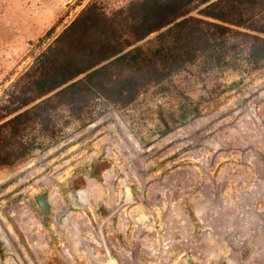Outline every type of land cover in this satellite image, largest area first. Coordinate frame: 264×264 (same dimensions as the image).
Instances as JSON below:
<instances>
[{"label":"rangeland","instance_id":"rangeland-1","mask_svg":"<svg viewBox=\"0 0 264 264\" xmlns=\"http://www.w3.org/2000/svg\"><path fill=\"white\" fill-rule=\"evenodd\" d=\"M91 1L110 13L131 0H0V107L26 83L21 76L40 51ZM156 34L137 44L148 45ZM232 56L231 64L221 66L202 53L149 84L128 106L99 97L83 108L56 110V140L33 150L19 166L0 170V264H69L66 252L76 264H184L182 257L190 252L203 264H222L236 254L237 264H264V129L248 121L243 110L244 102H254L264 90V64H250L242 45ZM259 100L264 120V100ZM113 108L146 146L190 121L218 115L206 130L193 129L182 148L167 146L165 155L150 157L134 151L130 141L127 146L109 122L85 132ZM29 163L33 166L24 168ZM64 171L62 180L54 181L73 213L66 210L57 219L56 202L55 211L45 213L35 196L53 195V186L38 180ZM113 172L125 182L117 179L111 190ZM86 175L94 179L90 185ZM84 188L92 196L101 194L97 216L76 194ZM100 235L108 241L105 246ZM231 236L249 240L231 249Z\"/></svg>","mask_w":264,"mask_h":264},{"label":"trees","instance_id":"trees-1","mask_svg":"<svg viewBox=\"0 0 264 264\" xmlns=\"http://www.w3.org/2000/svg\"><path fill=\"white\" fill-rule=\"evenodd\" d=\"M225 23L264 34V0H131L110 13L89 2L40 51L21 76L26 83L0 107V170L56 140V110L99 97L128 106L202 53L228 66L242 45L250 64H264V36ZM154 32L148 45L137 44Z\"/></svg>","mask_w":264,"mask_h":264},{"label":"bare ground","instance_id":"bare-ground-1","mask_svg":"<svg viewBox=\"0 0 264 264\" xmlns=\"http://www.w3.org/2000/svg\"><path fill=\"white\" fill-rule=\"evenodd\" d=\"M259 85V84H258ZM264 86V80H263V82H261V87H263ZM260 87V88H261ZM255 91V90H254ZM253 96V95H252ZM256 99L254 100V102H244L243 103V105H244V109L243 110H246L247 111V113H246V115L247 116H245L244 115V117H247V119H248V121L250 120L252 123H255V124H257V121L259 122L258 124L260 125V127H262L263 129H264V120H263V118H260L259 117V114H258V106H257V104H258V102L260 101L259 99H262V100H264V90H262L260 93H259V95L258 96H256L255 97ZM264 103V102H263ZM242 108V107H241ZM239 112V111H238ZM241 112V111H240ZM242 113V112H241ZM217 115H218V113H216V114H213V115H211V116H208V118H206V117H201V118H198V119H196V120H194V121H190L189 123H187L184 127H182V128H179V129H177V130H174V132L172 131L171 133H169L168 135H166V136H164V137H162V138H159L158 140H157V142L154 144V145H150V146H146V145H144L142 142H140L139 141V139H137L136 138V135L130 130V128L128 127V125H127V123H126V121L124 120V118L119 114V112L116 110V109H111V110H109V112L105 115V116H103L101 119H99L98 121H96L95 123H93V124H91L86 130H85V132H88V131H93V130H97L96 128L97 127H99V126H101V125H103L105 122H109L110 124H111V128H112V130L114 129L115 131L116 130H118V131H120L122 134H123V136L126 138H124L127 142L126 143H128L127 144V146L130 144L128 141H130L131 142V146H132V149L134 150V151H136L137 153H145V154H147V156H153V154H155V153H159V155H165V153H166V147H167V149H169V151L170 150H172V149H176V148H182L185 144V142H186V137L192 132V131H194L193 129H195L196 127H200V128H202V129H204V130H206L205 129V127H206V125H207V123L209 122V121H212L213 119H215L216 117H217ZM245 122V121H244ZM249 123V122H248ZM224 124V123H223ZM249 125V124H248ZM259 125H258V127H259ZM254 126V125H253ZM252 127V126H251ZM250 127V128H251ZM259 129V128H258ZM253 130H255V129H253ZM261 130V129H260ZM255 131H257V130H255ZM96 132V131H95ZM239 132V131H238ZM264 132V131H263ZM120 133V134H121ZM203 133V132H202ZM196 134V133H195ZM194 134V135H195ZM203 135V134H202ZM107 137V136H106ZM191 137L192 136H190V139H191ZM197 137V136H196ZM234 137H236V136H234ZM238 137V136H237ZM236 137V138H237ZM210 139V138H209ZM218 139V138H217ZM216 139V140H217ZM124 140V141H125ZM177 141H179V142H177ZM191 141V140H190ZM166 145V146H162V145ZM216 144H214V146H215ZM219 145V144H218ZM124 146H126V144L124 145ZM127 146L125 147V148H127ZM130 146V145H129ZM217 147H220V146H217ZM125 148H124V150H125ZM129 148V147H128ZM131 148V147H130ZM129 148V149H130ZM113 149V148H112ZM122 149V148H121ZM131 149V150H132ZM162 149H165V151L163 150L162 152H160ZM220 149V148H219ZM131 150H129V151H131ZM218 150V149H217ZM108 152L109 153H111V151L108 149ZM132 153V152H131ZM131 153H130V155H131ZM136 153V154H137ZM169 153H171V152H169ZM95 153H92V155H94ZM135 154V155H136ZM138 155H140V154H138ZM142 155V154H141ZM140 155V156H141ZM198 155V154H197ZM132 156V155H131ZM40 157H42V156H40ZM135 157H137V156H135ZM143 157H144V155H143ZM146 157V156H145ZM211 157V156H210ZM212 158V157H211ZM136 160V159H135ZM138 160V159H137ZM207 161H209V160H211L209 157H207V159H206ZM134 161V160H133ZM140 161H141V159H140ZM212 161V160H211ZM33 163V162H32ZM134 163V162H133ZM139 163V162H138ZM146 163V162H145ZM141 164V163H140ZM33 166V164H30L29 163V165L28 166H25L24 168H26V169H28V168H30V167H32ZM136 166V165H135ZM137 167H139V166H137ZM110 169H113L112 171H115V169L114 168H110ZM110 169H108L104 174V178H105V181H106V174H107V172L109 173V171H110ZM137 169V168H136ZM143 169V168H142ZM63 171V170H62ZM38 172V171H37ZM67 172L66 171H64V172H59L56 176L54 175H51L50 174V176H48V177H45V178H42V179H39L38 180V184L39 185H44V184H50V185H52L53 186V188H54V194L53 195H51V201L53 202V201H55L56 202V204L59 206V211H58V213H57V215H56V217L57 216H60L61 214H66V210H68V211H70L71 213H73L72 212V210H71V208L69 207V205H68V203H67V200L65 199V197L60 193V190H59V188L58 187H56V184H55V181H54V179H55V177H59L61 180H62V177L66 174ZM113 173H115V175H114V177H112L111 175H109L110 177H112V179L111 180H113V182L110 184L111 185V187H110V189L111 190H113V189H116L115 187H116V180L117 179H119L121 182H125L122 178H119L117 175H116V172H113ZM15 174H17V173H14V174H11L10 176H13V175H15ZM83 175V174H82ZM108 175V174H107ZM31 176V174L30 173H28L26 176H24V179L23 180H26V179H28L29 177ZM87 176V175H86ZM7 179H8V177H6ZM11 178V177H10ZM108 180H110V179H108ZM87 181H88V184L90 185L92 182H94V179L93 178H91V177H89V176H87ZM110 182V181H109ZM107 183V182H106ZM96 184V183H95ZM89 185H88V187H89ZM97 185V184H96ZM108 186V185H107ZM90 188V187H89ZM26 189H32L30 186H27L26 187ZM88 189V188H87ZM87 189H83V190H81L80 192H76V194L78 195V197H79V199L80 200H82V202H83V204H84V206H86V205H88L89 207H90V209H91V211L94 213V215L96 214V202H98L99 201V199H100V197H101V194H100V192H99V194L100 195H95L94 194V196H92V192H90V190L88 189V191H87ZM121 192H122V190H121ZM80 194L82 195V197H80ZM87 195H90V196H92V199L91 200H89L90 198H88L87 197ZM112 196V195H111ZM98 200V201H97ZM71 202V201H70ZM113 202V201H112ZM111 202V203H112ZM110 203V204H111ZM254 203V202H253ZM1 204V203H0ZM114 205H115V202H114ZM113 207H115V206H113ZM1 208H2V206H1ZM1 210V209H0ZM3 210V209H2ZM22 211V210H21ZM86 211V210H85ZM27 212V211H26ZM64 216V215H63ZM95 216H97V214L95 215ZM96 217H94V219H95ZM56 219V218H55ZM57 219H58V217H57ZM96 221V220H95ZM98 224V223H97ZM99 225H100V228H102V227H104V222H100L99 223ZM97 226V225H96ZM98 228H99V226H98ZM1 229V228H0ZM10 229V228H9ZM4 230H5V228H4ZM93 230V229H92ZM3 232V231H2ZM221 233V232H220ZM2 233H1V231H0V235H1ZM102 234V233H101ZM5 236V235H4ZM10 238V237H9ZM12 238V237H11ZM100 238L102 239L101 240V244L103 245V246H105V243L106 242H108V241H106V239H105V236H101L100 235ZM100 238H99V240L98 241H100ZM98 239V238H97ZM196 239V238H195ZM195 239H190V240H187L188 241V243H189V245L191 244V245H193V241H195ZM197 239H200L201 241H203L204 239H205V237H198ZM230 239H233V240H230ZM5 240V242H7V243H9L10 241H9V239H7V238H5L4 239ZM229 241V243L231 244V249H240V247L238 246V244H245L249 239L248 238H242V237H239V236H231L229 239H228ZM240 240H241V242H240ZM2 241V240H1ZM92 241V240H91ZM10 244V243H9ZM90 245V244H89ZM221 245H223V242H222V244ZM199 246H197L196 248V251L199 253V250H201L202 251V253L204 252L203 251V249L200 247V249L198 248ZM228 248V247H227ZM226 248V249H227ZM242 248V247H241ZM194 250H195V247H194ZM206 252V251H205ZM191 253V252H190ZM210 253V252H209ZM213 254H218L219 256L221 255L219 252H214ZM35 255H36V257H38L39 258V254H38V252H36L35 253ZM69 256H71V254H70V252H66L65 253V258H66V261L69 263V264H76V263H74L73 261H71L70 259H69ZM134 256V255H133ZM218 256V257H219ZM222 256H224V255H221V257ZM12 257V256H11ZM194 257V256H193ZM64 258V259H65ZM69 259V260H68ZM195 259V258H194ZM239 259H240V256L239 255H234V256H231V259L229 258H227L226 260H223L222 262H219V263H222V264H228L229 263V261L232 263V264H237V262L239 263ZM135 261V260H134ZM226 262V263H225ZM42 263V262H41Z\"/></svg>","mask_w":264,"mask_h":264},{"label":"water","instance_id":"water-1","mask_svg":"<svg viewBox=\"0 0 264 264\" xmlns=\"http://www.w3.org/2000/svg\"><path fill=\"white\" fill-rule=\"evenodd\" d=\"M35 199L41 209L45 212H54L55 209L53 208V202L51 201V196L50 194L44 193V194H38L35 196ZM196 207L198 210H201V205L196 204ZM201 207V208H200ZM203 209V208H202ZM183 263L184 264H203L202 262L194 261L189 253H185V255L182 257ZM227 264V263H226ZM228 264H232L230 261Z\"/></svg>","mask_w":264,"mask_h":264},{"label":"built area","instance_id":"built-area-1","mask_svg":"<svg viewBox=\"0 0 264 264\" xmlns=\"http://www.w3.org/2000/svg\"><path fill=\"white\" fill-rule=\"evenodd\" d=\"M189 254L191 255V257H193L191 253H189ZM193 258H194V257H193ZM193 258H192V259H193Z\"/></svg>","mask_w":264,"mask_h":264}]
</instances>
